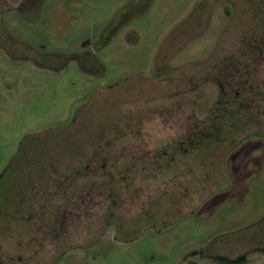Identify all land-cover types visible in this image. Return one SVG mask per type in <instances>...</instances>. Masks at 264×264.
Returning a JSON list of instances; mask_svg holds the SVG:
<instances>
[{
    "label": "rangeland",
    "instance_id": "1",
    "mask_svg": "<svg viewBox=\"0 0 264 264\" xmlns=\"http://www.w3.org/2000/svg\"><path fill=\"white\" fill-rule=\"evenodd\" d=\"M2 180L0 264H264V0H0Z\"/></svg>",
    "mask_w": 264,
    "mask_h": 264
},
{
    "label": "trees",
    "instance_id": "2",
    "mask_svg": "<svg viewBox=\"0 0 264 264\" xmlns=\"http://www.w3.org/2000/svg\"><path fill=\"white\" fill-rule=\"evenodd\" d=\"M103 31H105V32H103V34H101V37H100V40L102 41V39H104V40H106L107 38H108V36H110V33L111 32H109V30L108 29H106V30H103ZM108 32H109V34H108ZM108 34V36H106ZM104 36V38H102ZM10 51V50H9ZM30 50H29V54H30ZM39 57V56H38ZM48 57H51L50 59H53V58H56L57 59V57L58 58H65V61H68V57H65V56H61V55H59V56H57V55H51V54H48V55H45V56H40V59L41 60H44L45 58H48ZM70 57H73L72 55H70ZM43 63L44 64H48L49 66H51V67H55V68H60L61 67V65H63V64H60V65H54V64H52L51 63V61L50 60H46V61H43ZM102 110H100L98 113L96 112L95 114H94V119H96L97 120V118L99 117V115H100V112H101ZM101 114H102V112H101ZM74 144V143H73ZM73 144H72V147H73ZM74 148V147H73ZM77 149V148H76ZM12 161L10 160L9 162H8V164L6 165V167H5V170L3 171L4 173L2 174V176H5V175H7V173H9L10 172V170L9 169H11L12 167ZM12 171V170H11ZM1 176V177H2ZM5 183V181L4 180H2V181H0V185H3ZM2 190H3V186H0V197L2 196V194H3V192H2Z\"/></svg>",
    "mask_w": 264,
    "mask_h": 264
},
{
    "label": "flooded vegetation",
    "instance_id": "3",
    "mask_svg": "<svg viewBox=\"0 0 264 264\" xmlns=\"http://www.w3.org/2000/svg\"><path fill=\"white\" fill-rule=\"evenodd\" d=\"M75 148H76V147H75ZM4 170H5V168H4ZM4 170H3V171H4ZM2 173H3V172H2Z\"/></svg>",
    "mask_w": 264,
    "mask_h": 264
}]
</instances>
